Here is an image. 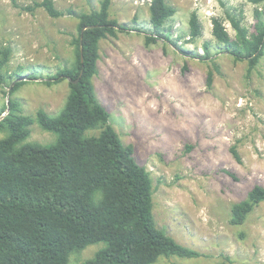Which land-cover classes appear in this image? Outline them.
<instances>
[{
	"label": "rangeland",
	"instance_id": "obj_1",
	"mask_svg": "<svg viewBox=\"0 0 264 264\" xmlns=\"http://www.w3.org/2000/svg\"><path fill=\"white\" fill-rule=\"evenodd\" d=\"M41 1L0 0V49L11 48L8 73L28 81L14 94L21 112L34 121L27 143L47 145L56 136L39 126L36 113L58 115L70 87L68 80L46 85L43 79L73 64L78 16L98 9L101 0H54L63 13L59 18L43 8L23 10ZM150 2L112 1L111 18L130 30L101 41L93 82L110 124L151 175L157 227L201 254L160 257L154 264H264V204L242 226L230 223L232 205L254 186L264 187V57L248 76L247 62H236L212 33L213 18L240 9L253 31L255 10L264 13V3L167 0L176 10L166 23L170 38L147 46L145 36L154 33ZM194 12L203 34L190 40ZM225 26L234 37L228 21ZM10 87L0 85V107L8 102ZM234 145L241 162L231 154ZM104 246L73 252L68 264H84Z\"/></svg>",
	"mask_w": 264,
	"mask_h": 264
},
{
	"label": "trees",
	"instance_id": "obj_2",
	"mask_svg": "<svg viewBox=\"0 0 264 264\" xmlns=\"http://www.w3.org/2000/svg\"><path fill=\"white\" fill-rule=\"evenodd\" d=\"M112 1L101 0L98 9L78 16L73 64L43 79L46 85L68 80L70 87L58 115L36 113L39 126L56 136L51 144L27 143L34 121L21 112L14 94L28 81L8 73L12 51L0 49V85H11L8 102L0 107V264H68L73 252L98 243L105 246L84 264H154L160 257H201L157 227L151 175L134 158L132 146L123 144L97 97L93 79L98 73L100 43L130 30L111 18ZM249 2L258 5L264 0ZM38 8L52 18L63 16L54 0L35 2L23 10ZM175 13L167 0H151L154 33L145 36L147 46L170 38L165 34L166 23ZM254 17L253 31L245 25L242 9L212 19L217 43L236 62H247L248 76L264 57V13L256 9ZM189 30L190 40L203 34L196 12L190 17ZM204 48L210 59L208 44ZM213 76L210 71L209 87ZM230 151L241 162L237 146ZM261 204L264 187L256 185L246 199L232 205L230 223L242 226Z\"/></svg>",
	"mask_w": 264,
	"mask_h": 264
},
{
	"label": "water",
	"instance_id": "obj_3",
	"mask_svg": "<svg viewBox=\"0 0 264 264\" xmlns=\"http://www.w3.org/2000/svg\"><path fill=\"white\" fill-rule=\"evenodd\" d=\"M85 30V29H84ZM23 80H26V79H23ZM75 83H77V81H75Z\"/></svg>",
	"mask_w": 264,
	"mask_h": 264
}]
</instances>
